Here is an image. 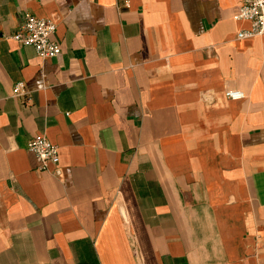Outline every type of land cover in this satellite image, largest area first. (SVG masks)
Returning <instances> with one entry per match:
<instances>
[{
    "label": "crops",
    "instance_id": "0c3cea01",
    "mask_svg": "<svg viewBox=\"0 0 264 264\" xmlns=\"http://www.w3.org/2000/svg\"><path fill=\"white\" fill-rule=\"evenodd\" d=\"M240 3L0 0V264H264V34L237 38ZM26 11L59 54L5 36Z\"/></svg>",
    "mask_w": 264,
    "mask_h": 264
},
{
    "label": "built area",
    "instance_id": "2783aa9c",
    "mask_svg": "<svg viewBox=\"0 0 264 264\" xmlns=\"http://www.w3.org/2000/svg\"><path fill=\"white\" fill-rule=\"evenodd\" d=\"M129 5V1L126 3ZM238 20L248 22V26L237 31V38H251L264 34V0H241L235 15ZM57 29V19L54 15L39 16L31 11L24 13V19L18 28L6 37L13 38L23 45L32 46L42 58L54 57L62 51L59 42L53 38ZM13 95L26 97L30 91L24 80H18L13 85ZM227 97L242 99L246 97L243 90L227 87ZM28 148L35 154L41 169H47L56 176H60L59 145L44 134H37L29 140Z\"/></svg>",
    "mask_w": 264,
    "mask_h": 264
}]
</instances>
